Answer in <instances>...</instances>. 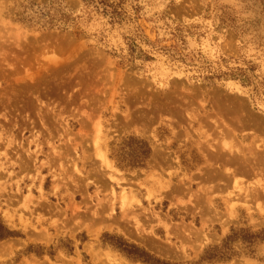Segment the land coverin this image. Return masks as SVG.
Instances as JSON below:
<instances>
[{
	"label": "rangeland",
	"instance_id": "rangeland-1",
	"mask_svg": "<svg viewBox=\"0 0 264 264\" xmlns=\"http://www.w3.org/2000/svg\"><path fill=\"white\" fill-rule=\"evenodd\" d=\"M263 151L264 0H0V264H264Z\"/></svg>",
	"mask_w": 264,
	"mask_h": 264
},
{
	"label": "trees",
	"instance_id": "trees-1",
	"mask_svg": "<svg viewBox=\"0 0 264 264\" xmlns=\"http://www.w3.org/2000/svg\"><path fill=\"white\" fill-rule=\"evenodd\" d=\"M150 156L148 145L139 139L128 137L122 140L120 144L112 150L111 159L115 161L116 167L120 170H135L145 168L146 161ZM10 233L0 226V240L7 238ZM240 241L245 248H249L257 241H264V231L258 234H252L245 230H238L227 236L220 246L208 248L201 257L202 262H221L229 261L236 255L234 242ZM116 248L128 258L140 261L143 264H168L153 259L147 253L139 250L135 246L128 245L125 242L117 244ZM197 264V263H196Z\"/></svg>",
	"mask_w": 264,
	"mask_h": 264
},
{
	"label": "bare ground",
	"instance_id": "bare-ground-1",
	"mask_svg": "<svg viewBox=\"0 0 264 264\" xmlns=\"http://www.w3.org/2000/svg\"><path fill=\"white\" fill-rule=\"evenodd\" d=\"M218 107H219V106H218ZM219 109H220V108H219ZM222 109H224V108H222ZM222 109H221V110H222ZM249 121L251 122L252 120H248V124H249ZM253 121H254V120H253ZM254 122H256V121H254ZM254 122H253V123H254ZM256 123H257V122H256ZM245 124H246V123H245ZM250 124H252V123H250ZM257 124H258V123H257ZM257 124H256V125H257ZM261 125H262V124H261ZM248 126H250V125H248ZM254 126H255V125H254ZM251 127L254 128L253 126H251ZM255 127H257V126H255ZM258 127H259V124H258ZM227 133L230 134V132H227ZM261 133H262V132H261ZM220 136H221V137L225 136V138H227L229 135H227V134L225 135L224 132L222 131L221 134H220ZM226 136H227V137H226ZM245 137H246V136H245ZM257 137H258V136H257ZM219 138H220V137H219ZM255 138H256V137H255ZM257 140H258V139H257ZM221 141H222V140H221ZM219 142H220V141H219ZM153 144H154V143H153ZM223 144H225V143H223ZM227 144H228V143H226V145H223L222 148H227V147H228ZM153 146H155V145H153ZM216 146H217V145H216ZM214 147H215V146H214ZM214 147H212V148H214ZM219 147H220V146H219ZM220 148H221V147H220ZM228 148H229V147H228ZM158 149H159V146H158V148L155 146V152H156V153H154V154L157 155V153L160 152V149H159V150H158ZM210 149H211V147H210ZM214 150H215V149H214ZM214 150H213V151H214ZM225 150H226V149H225ZM225 150H224V151H225ZM256 150H257V149H256ZM214 152H215V151H214ZM227 152L229 153V151H227ZM230 152H231V151H230ZM263 152H264V151H263ZM202 153H203V152H202ZM207 153H208V152H207ZM215 153H218V155H215V156L217 157V161H219L220 158L223 157V154H222V153H224V152H222V150H221V151H218V152H215ZM224 154H225V153H224ZM259 154H260V153H259ZM158 155H160V154H158ZM215 156H214V157H215ZM237 156H238V155H237ZM257 156H258V155H257ZM104 158H105V157H104ZM261 158H262V157H261ZM153 159H155V158H153ZM234 159H235V157H234ZM262 159H263V158H262ZM214 160H215V159H214ZM102 161H103V160H102ZM104 161H105V163H107L106 158L104 159ZM206 161L209 162L208 158H207ZM234 161H235V160H234ZM239 161H240V160H239ZM154 162H155V161H154ZM214 162H215V161H214ZM206 163H207V162H206ZM228 164H229V162H228ZM228 164H226V165H228ZM236 164H237V162H236ZM236 164H234V165H236ZM239 164H240V163H239ZM207 165H208V164H207ZM210 165H211V164H210ZM226 165H225V166H226ZM206 168H208V167H206ZM206 168H205V169H206ZM212 168H213V167H212ZM242 168H243V167H241V169H242ZM214 169H215V168H214ZM208 170H211V169H208ZM212 170H213V169H212ZM237 170H239V169H237ZM205 171H206V170H205ZM244 171H245V170H244ZM211 172H212V171H211ZM211 172H210V173H211ZM244 173H245V172H244ZM218 174H219V172H218ZM232 175H233V174H232ZM214 176H215V175H214ZM233 176H234V175H233ZM53 183H54V182H53ZM248 188H249V187H248ZM173 193H174V192H173ZM173 193H172V194H173ZM169 194H170V193H169ZM245 195H246V194H245ZM249 195H250V194H249ZM249 195H246L247 198H249V197H248ZM250 196H251V195H250ZM251 197H252V196H251ZM135 199H136V198H135ZM245 199H246V198H245ZM122 203L124 204L125 202H122ZM45 204H46V203H45ZM125 204H126V203H125ZM48 205H49V204H48ZM42 207H43V206H42ZM42 209H43V208H42ZM42 209H41V210H42ZM44 209H47V208H44ZM48 209H49V208H48ZM48 209H47V210H48ZM123 209H124V208H123ZM130 209H132V208L130 207ZM230 209H231V208H230ZM50 210H51V209H50ZM128 210H129V209H128ZM43 211H44V210H43ZM125 211H126V210H125ZM133 211H134V210H133ZM41 212H42V211H41ZM47 213H49V212H47ZM132 213H133V212H132ZM31 214H32V213H31ZM31 214H30V215H31ZM50 214H51V213H50ZM92 216H93V215H92ZM136 216H137V215H136ZM54 222H55V221H54ZM134 223H135V222H134ZM109 226H110V225H109ZM58 227H59V226H58ZM90 231H91V230H90ZM93 231H94V230H93ZM87 232H89V231H87ZM91 232H92V231H91ZM42 234H43V233H42ZM42 234H41V235H42ZM89 234H90V233H89ZM128 234H130V233H128ZM32 237H33V236H32ZM36 237H37V236H36ZM40 238H41V237H40ZM42 238H44V236H42ZM44 239H45V238H44ZM39 240H41V239H39ZM45 240H46V239H45ZM49 240H50V239H49ZM6 244H7V243H6ZM157 248H158V247H157ZM158 250H159V249H158ZM160 252H161V251H160ZM1 256H2V255H1ZM0 258H1V257H0Z\"/></svg>",
	"mask_w": 264,
	"mask_h": 264
}]
</instances>
